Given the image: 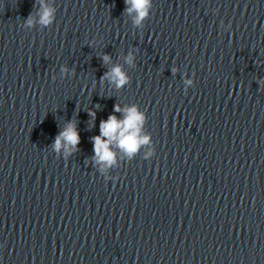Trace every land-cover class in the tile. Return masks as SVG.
<instances>
[{
    "label": "water",
    "instance_id": "95a60500",
    "mask_svg": "<svg viewBox=\"0 0 264 264\" xmlns=\"http://www.w3.org/2000/svg\"><path fill=\"white\" fill-rule=\"evenodd\" d=\"M46 3L54 22L28 27L39 0H0V264H264V0H152L140 26L124 0ZM117 103L150 142L101 171Z\"/></svg>",
    "mask_w": 264,
    "mask_h": 264
},
{
    "label": "clouds",
    "instance_id": "9594fccd",
    "mask_svg": "<svg viewBox=\"0 0 264 264\" xmlns=\"http://www.w3.org/2000/svg\"><path fill=\"white\" fill-rule=\"evenodd\" d=\"M124 3V12L129 16L135 14L133 16L134 25H142V22L150 14L152 0H124ZM39 5L38 20L29 15L24 22L26 26L32 27L35 23L49 26L54 22L55 8L48 6L46 0H39ZM100 59L102 65H108L111 61V56L104 54ZM134 59L133 54L129 52L125 57V62L132 65ZM60 71L62 76H64L69 72V69L62 65ZM72 76H75L74 69H72ZM100 79L114 84L117 89L123 88L130 80L121 65H113L110 70L104 72ZM52 80H56L55 76L52 77ZM185 83L190 85L192 81L187 80ZM114 113H122L123 119H119ZM88 116L90 118L89 127H95L96 111L89 109ZM145 121V114L140 112L136 105L121 107L118 103L114 104L113 113L109 114L106 120H100L99 135L91 137L94 153L92 159L101 165V171L106 170L116 162V153L112 150L113 144L128 157L136 154L141 146L149 144L150 137L148 135H141ZM80 142L77 122L69 120L63 129L58 132L51 147L57 154L63 152V156L66 159L74 152L79 151L78 145ZM147 155H151V152Z\"/></svg>",
    "mask_w": 264,
    "mask_h": 264
}]
</instances>
